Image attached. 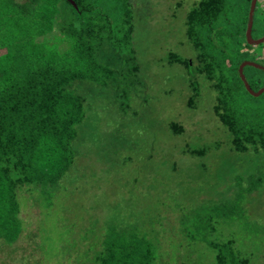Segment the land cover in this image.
Masks as SVG:
<instances>
[{"label":"trees","instance_id":"trees-1","mask_svg":"<svg viewBox=\"0 0 264 264\" xmlns=\"http://www.w3.org/2000/svg\"><path fill=\"white\" fill-rule=\"evenodd\" d=\"M72 1L75 7L67 0H0L1 252L25 230L27 237L36 232L37 225L27 228L29 219L24 225L22 208L40 214L69 181L80 154L75 143L89 107L87 91L107 97L114 111L138 114L132 104L145 89V77L132 43V0ZM250 5L251 0H199L184 20L193 57L169 51L165 60L184 69L189 110L196 109L201 88L210 91L212 113L229 150L247 154L254 167L236 175L227 198L203 204L189 216L179 211L176 229L166 228L160 215L156 229L153 224L142 230L117 218L97 230L100 219H95L80 238L86 245L76 264H201L204 257L211 264H263L264 226L250 225L247 203L250 196L257 202L252 194L264 192V165L257 164L258 158L264 164V92L251 95L238 71L244 61L264 66V41L246 40ZM263 36L264 12L256 0L251 38ZM242 73L254 92L264 87L263 69L245 65ZM167 125L172 135L183 132L175 121ZM202 145L184 143L178 152L203 156ZM234 224L242 227L236 236L220 229ZM247 226L251 230L244 233ZM173 230L179 241L167 235ZM20 264L36 263L23 256Z\"/></svg>","mask_w":264,"mask_h":264},{"label":"rangeland","instance_id":"rangeland-1","mask_svg":"<svg viewBox=\"0 0 264 264\" xmlns=\"http://www.w3.org/2000/svg\"><path fill=\"white\" fill-rule=\"evenodd\" d=\"M198 1L132 0V43L145 77V91L136 94L132 104L138 114L133 109L126 114L114 111L107 97L87 91L89 107L75 143L80 154L68 174L69 181L52 196L51 206L41 207L40 214L36 208H22L24 225L29 219L27 228L33 230L37 225L36 232L27 237L25 230L12 247H4L0 264H20L23 256L36 264L80 263L75 260L86 245L80 238L89 233L95 219H100L97 230L111 218L127 227L137 223V229L142 230L152 227L160 215L166 228L176 229L179 211L189 216L203 204L227 198L235 189L236 175H246L254 167L247 154L229 150L225 131L212 113L210 91L201 88L196 109L189 110L184 69L166 63L169 51L193 57L184 20ZM258 6L264 12V0H258ZM169 120L179 123L183 132L172 135ZM184 143L193 147L203 144L207 151L203 156L180 155ZM257 164L264 165L260 158ZM263 193L252 194L257 202H251V196L248 199L250 225L264 226ZM188 225L183 223L185 229ZM225 227L220 229L226 230L227 236H236V230L242 229L237 224ZM247 227L244 233L251 230ZM167 235L179 241L174 230ZM246 243L244 248L251 251ZM208 260L204 257L201 264H211Z\"/></svg>","mask_w":264,"mask_h":264},{"label":"water","instance_id":"water-1","mask_svg":"<svg viewBox=\"0 0 264 264\" xmlns=\"http://www.w3.org/2000/svg\"><path fill=\"white\" fill-rule=\"evenodd\" d=\"M67 1H69L75 7V4H74V2L72 0H67ZM255 4H256V0H251V5H250L249 15H248V24H247V28H245L246 29V40H247V42L249 44H252V45H257V44H259V43H261V42L264 41V36L262 38L256 39V40L251 38L252 15H253V11H254ZM245 65H251L253 67H256V68H259V69H263V70H264V66H261L259 64L253 63V62L245 61V62L241 63L240 66H239V68H238V71H239V74H240V78L243 81L246 90L251 95L257 97L261 93L264 92V87L260 88L256 92H254L253 90L250 89V87L247 84V82L245 81V78H244L243 73H242V68Z\"/></svg>","mask_w":264,"mask_h":264}]
</instances>
